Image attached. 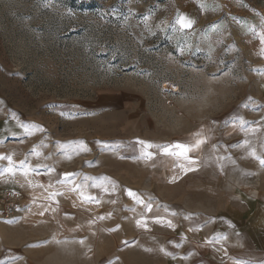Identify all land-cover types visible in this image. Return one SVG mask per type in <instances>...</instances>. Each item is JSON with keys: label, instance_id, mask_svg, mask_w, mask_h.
<instances>
[{"label": "rangeland", "instance_id": "374dc122", "mask_svg": "<svg viewBox=\"0 0 264 264\" xmlns=\"http://www.w3.org/2000/svg\"><path fill=\"white\" fill-rule=\"evenodd\" d=\"M261 32L264 0H0V262L156 264L182 189L262 205Z\"/></svg>", "mask_w": 264, "mask_h": 264}, {"label": "crops", "instance_id": "0c3cea01", "mask_svg": "<svg viewBox=\"0 0 264 264\" xmlns=\"http://www.w3.org/2000/svg\"><path fill=\"white\" fill-rule=\"evenodd\" d=\"M171 174L173 183L181 182L177 170ZM184 189L161 208L156 264H264V203L253 196L232 202L229 192L222 197L210 185ZM185 193H195L196 201L190 203Z\"/></svg>", "mask_w": 264, "mask_h": 264}, {"label": "snow or ice", "instance_id": "6c2138e0", "mask_svg": "<svg viewBox=\"0 0 264 264\" xmlns=\"http://www.w3.org/2000/svg\"><path fill=\"white\" fill-rule=\"evenodd\" d=\"M200 7L204 8L205 5L204 4H200ZM194 23H195V21L193 19L189 18L188 16L178 14L177 18L175 20V23L172 26V30L174 32L175 31L183 32L185 30H191L193 28ZM213 27H215V26H213ZM258 35H259V39H260L261 44L264 45V32H261ZM180 51H181V53H183L184 48L182 47L180 49ZM262 52H264V48H262ZM140 143L143 144L144 142L141 141ZM202 143H204L203 140L197 139L195 145L175 144V145H172V146H165L164 151H165L166 154H169V155L187 157V153L192 149V147H198ZM146 146L147 147H152V145H146ZM170 148L179 149V151H176V152L170 151ZM252 155L253 156L256 155L254 151H253ZM257 158L260 160V163L262 165H264V158H260V157H257ZM0 159H5V157H0ZM7 159L9 160V163H11V158L7 157ZM7 171L11 172L12 169L9 168ZM65 175L67 176L68 174H65ZM128 195L129 196H134L135 194L132 193L131 191H129ZM0 264H3V262H0Z\"/></svg>", "mask_w": 264, "mask_h": 264}, {"label": "built area", "instance_id": "2783aa9c", "mask_svg": "<svg viewBox=\"0 0 264 264\" xmlns=\"http://www.w3.org/2000/svg\"><path fill=\"white\" fill-rule=\"evenodd\" d=\"M21 198L19 194L11 191H6L1 197L0 215L3 217H9L17 209L20 204Z\"/></svg>", "mask_w": 264, "mask_h": 264}]
</instances>
